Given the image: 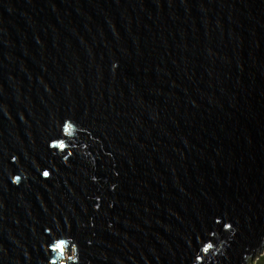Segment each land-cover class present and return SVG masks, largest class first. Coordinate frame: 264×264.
<instances>
[{"label":"water","instance_id":"1","mask_svg":"<svg viewBox=\"0 0 264 264\" xmlns=\"http://www.w3.org/2000/svg\"><path fill=\"white\" fill-rule=\"evenodd\" d=\"M260 254L264 0H0V264Z\"/></svg>","mask_w":264,"mask_h":264},{"label":"snow or ice","instance_id":"2","mask_svg":"<svg viewBox=\"0 0 264 264\" xmlns=\"http://www.w3.org/2000/svg\"><path fill=\"white\" fill-rule=\"evenodd\" d=\"M69 129H70V125L65 124V125H64V130H65V132L69 131ZM50 147H55V148H59V149L63 150V149L65 148V145H64L63 142H60V143L52 144V145H50ZM12 159L15 160V157H13ZM41 175L44 176L45 178H47V177L49 176V172H48V171H43V172L41 173ZM16 180H19V177H15L14 180H13V183H15ZM224 227H225V228H229L230 225L225 224ZM210 247H211L210 245H209V246H205V247L202 248L201 250H202L203 252L207 253V252L210 250ZM63 249H64V242H63V241H59V242L55 243V244L53 245V247H52V251H56V252H62ZM195 259H196L197 261H200L201 257H200L199 255H197V256L195 257ZM53 264H55V262H53Z\"/></svg>","mask_w":264,"mask_h":264},{"label":"trees","instance_id":"3","mask_svg":"<svg viewBox=\"0 0 264 264\" xmlns=\"http://www.w3.org/2000/svg\"><path fill=\"white\" fill-rule=\"evenodd\" d=\"M256 264H264V255H263V256H260V257L258 258V261H257Z\"/></svg>","mask_w":264,"mask_h":264},{"label":"rangeland","instance_id":"4","mask_svg":"<svg viewBox=\"0 0 264 264\" xmlns=\"http://www.w3.org/2000/svg\"><path fill=\"white\" fill-rule=\"evenodd\" d=\"M260 256H263V255H262V254H260V255H259V257H260ZM259 257H258V258H259ZM257 261H258V259L255 261V263H254V264H256V263H257Z\"/></svg>","mask_w":264,"mask_h":264}]
</instances>
